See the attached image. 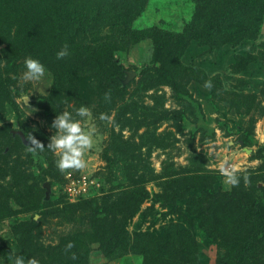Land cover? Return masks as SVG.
Listing matches in <instances>:
<instances>
[{"label": "rangeland", "instance_id": "374dc122", "mask_svg": "<svg viewBox=\"0 0 264 264\" xmlns=\"http://www.w3.org/2000/svg\"><path fill=\"white\" fill-rule=\"evenodd\" d=\"M53 1L29 0L26 12L34 10L39 19L36 11L49 13ZM226 2L233 15L224 13L222 19L230 21L214 26L212 15L220 13L212 12L215 0H120L114 12L96 6L99 12L92 10L73 36L82 50L99 47L100 60L93 67L73 66L72 75L55 70L35 51L20 52L12 70L4 67L17 25L0 26L3 264H9V252L34 256L40 264H154L169 258L158 251L163 240L154 234L178 220L187 235L173 246L187 241L193 247L187 264H235L223 226L211 236L206 225L190 224L159 200L167 181L174 182L173 189L182 180L229 192L235 186L225 185L220 172L225 161L240 165L241 177L248 174L244 187L264 186V0H221L222 7ZM130 27L137 34L161 33L139 40L130 36ZM25 37L28 44L31 38ZM163 43L168 51L161 55L169 58L164 61L158 55ZM29 55L49 69L40 81L20 79ZM126 70L135 75L123 84ZM208 80L211 88L204 86ZM69 104L91 108L95 142L85 154L87 167L61 171L54 154L29 152L26 144L32 132L46 145L55 112ZM101 113L107 118L100 119ZM12 129L24 130L26 141ZM70 185L76 190L69 191ZM113 215L124 226L126 248L111 252L106 234L96 239Z\"/></svg>", "mask_w": 264, "mask_h": 264}, {"label": "trees", "instance_id": "16d2710c", "mask_svg": "<svg viewBox=\"0 0 264 264\" xmlns=\"http://www.w3.org/2000/svg\"><path fill=\"white\" fill-rule=\"evenodd\" d=\"M27 1L29 0H0V23L2 24L0 26L9 29L13 24L17 25V31L13 36L14 40L9 41L6 54L2 57L5 59L4 67L9 66L12 70L16 65L15 61L18 54L23 51H35L36 55L43 58L44 62L49 63V65L54 63L55 70H61L63 74L67 72L70 75L75 69L73 66L88 65L93 67L97 59L100 60L99 47H87L82 50L75 41L73 31L82 30L84 21L89 20L88 18L93 14V11L97 13L103 10L116 11L120 5V0H57V2L53 1L54 6L49 13L43 10L36 11L39 18L36 20H34V10L31 11L30 9L32 16L26 12ZM220 2L221 0H215L212 12L220 10V13L219 16L212 15L213 19L209 26L225 24L230 21L227 18L222 19L224 13L227 16L233 15L234 8L227 6L229 2H226L223 7ZM101 3H104V6H101ZM96 6L100 8L99 11H95L98 9ZM227 9L230 11L226 12ZM110 14V16L116 15L115 13ZM130 31H132L130 36L132 38L137 36L139 40L145 36L155 39L161 33H157L155 30L152 32L144 30L137 34L136 30L131 27L128 29V32ZM26 34H29L31 38L28 44L23 42L26 39ZM16 43H18V49H11ZM65 43L69 46L70 55L58 59L56 52ZM167 47L168 45L163 43L161 49L159 48L158 55L163 61L169 59L161 55L168 51ZM1 62L2 59H0V64ZM70 75L67 76L71 78ZM22 132L25 135V131L22 130ZM25 138L27 139L26 135ZM240 140L244 144L246 143V139ZM173 183L167 181L163 187L162 196L159 197L161 203L166 205L171 213L176 212L178 216L189 221L190 224L197 221L201 225H206L210 229L211 236L217 233L219 226H223L220 230L231 243L227 251L231 263L235 261V264H260L264 261V186L255 184L244 187L243 178H241L238 186L233 187L229 192H224L218 187H212L198 181L180 180L175 182V189H173ZM204 195L209 197H204ZM214 196L215 199H210ZM182 204H185L184 208L181 207ZM110 219H112L110 223H105L98 228L96 242L101 241L103 234H106L110 250L113 252L116 249L126 248L124 247L126 241L123 236L124 226L116 224L117 220L114 215ZM243 226L252 227L255 230L243 228ZM183 235L187 234L183 231L179 220L169 229H162L158 234H154L163 240L158 244V251H164L169 255L167 260L156 259L154 264H163L164 262L165 264H187L193 247L187 241L183 243L181 248L173 246L179 236ZM172 239L173 242H171Z\"/></svg>", "mask_w": 264, "mask_h": 264}, {"label": "clouds", "instance_id": "9594fccd", "mask_svg": "<svg viewBox=\"0 0 264 264\" xmlns=\"http://www.w3.org/2000/svg\"><path fill=\"white\" fill-rule=\"evenodd\" d=\"M70 55V49L65 43L57 52L56 57L64 58ZM49 74L46 64L38 57L26 56L24 58V69L20 76L21 81H40ZM50 83V82H49ZM206 88L212 87L210 80L204 82ZM105 100L110 99V92L104 93ZM28 96L24 97L27 101ZM51 120L48 127L51 135L47 138V144L37 139L32 133H28L27 151L35 152L37 150L44 151L47 149L56 156V167L64 171L66 169H84L87 167L85 154L94 147L95 142V126L89 122L92 116V110L85 104L76 106L69 104L57 112ZM106 114L101 113L100 119H106ZM241 169L238 164H228L227 161L220 165V172L225 177V185L227 187L238 186L243 178L244 182H248V174L243 173L241 177ZM68 247H72L69 242ZM9 264H40L34 256H25L22 252H9L7 254ZM0 264L3 261L0 260Z\"/></svg>", "mask_w": 264, "mask_h": 264}, {"label": "water", "instance_id": "95a60500", "mask_svg": "<svg viewBox=\"0 0 264 264\" xmlns=\"http://www.w3.org/2000/svg\"><path fill=\"white\" fill-rule=\"evenodd\" d=\"M134 75H135V71L126 70L125 77L122 79V83L126 84L131 78L134 77ZM23 100H24V97H23ZM12 133L18 134L19 137L22 139V141H24V142L26 141L25 135L22 132V130H20V129H12ZM240 143H242V140H240ZM43 186L45 187V196H48L49 192H50V185H49L48 181H45L43 183Z\"/></svg>", "mask_w": 264, "mask_h": 264}, {"label": "built area", "instance_id": "2783aa9c", "mask_svg": "<svg viewBox=\"0 0 264 264\" xmlns=\"http://www.w3.org/2000/svg\"><path fill=\"white\" fill-rule=\"evenodd\" d=\"M81 189H83V190H85V185H84V183L83 184H81ZM81 189H78V190H81ZM76 189H75V187L73 186V185H70L69 186V191H75Z\"/></svg>", "mask_w": 264, "mask_h": 264}]
</instances>
